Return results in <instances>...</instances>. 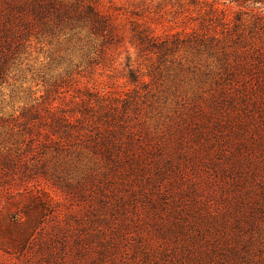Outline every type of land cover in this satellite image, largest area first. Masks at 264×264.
<instances>
[{
    "label": "trees",
    "instance_id": "obj_1",
    "mask_svg": "<svg viewBox=\"0 0 264 264\" xmlns=\"http://www.w3.org/2000/svg\"><path fill=\"white\" fill-rule=\"evenodd\" d=\"M170 1L176 12L195 13L187 17L192 26L158 34L147 22L120 19L103 0H0V85L11 71L22 73V58L45 43L58 46L45 59L64 65L45 81L40 101L17 117H0V129L17 134L14 147L0 137L4 175L26 177L28 160L46 155L51 144L55 153L76 152L88 165L85 176L105 181L114 193L144 194L160 190L161 178L182 181L195 165L189 166L191 158L205 163L208 153H220L229 161L234 154L213 146L218 138L234 141L238 154L248 138L256 141L254 131H264V14L230 17L218 6L226 0ZM121 54L128 88L99 89L96 70ZM200 121L207 132L210 126L221 133L202 142ZM189 128L199 146L184 160ZM60 188L69 193L74 186Z\"/></svg>",
    "mask_w": 264,
    "mask_h": 264
},
{
    "label": "rangeland",
    "instance_id": "obj_2",
    "mask_svg": "<svg viewBox=\"0 0 264 264\" xmlns=\"http://www.w3.org/2000/svg\"><path fill=\"white\" fill-rule=\"evenodd\" d=\"M103 2L115 6L120 19L147 22L158 34L194 24L187 17L195 13L176 12L170 0ZM218 6L230 17L252 10L264 14V0L246 5L226 0ZM122 28L127 32L129 26ZM54 46L31 48V56L22 58L23 72L6 76L0 85V117H17L41 100L45 81L51 83L64 68L45 59ZM123 66L121 54L114 65L97 69L93 82L99 89L125 91ZM202 123V142L221 133L210 126L207 132ZM190 130L184 160L199 146ZM254 133L256 141L248 138L240 154L234 141L218 138L214 148L234 154L231 160L222 162L220 153H208L205 163L202 157L191 158L189 166L195 165L182 181L161 178L160 190L144 194L114 193L105 181L85 176L88 165L77 161L76 152L55 153L46 144V155L28 160L26 177L0 171V264H264V131ZM0 137L17 146L16 133L0 129ZM55 181L74 189L68 193Z\"/></svg>",
    "mask_w": 264,
    "mask_h": 264
}]
</instances>
